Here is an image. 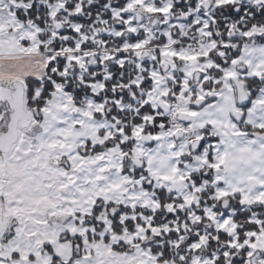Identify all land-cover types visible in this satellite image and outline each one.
Here are the masks:
<instances>
[{
    "label": "snow or ice",
    "instance_id": "obj_1",
    "mask_svg": "<svg viewBox=\"0 0 264 264\" xmlns=\"http://www.w3.org/2000/svg\"><path fill=\"white\" fill-rule=\"evenodd\" d=\"M0 264H264V0H0Z\"/></svg>",
    "mask_w": 264,
    "mask_h": 264
}]
</instances>
